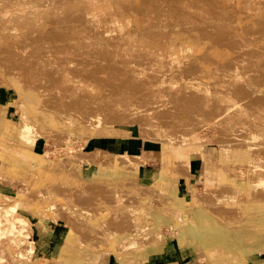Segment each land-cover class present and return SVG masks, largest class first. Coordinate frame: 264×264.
Listing matches in <instances>:
<instances>
[{
    "label": "rangeland",
    "instance_id": "374dc122",
    "mask_svg": "<svg viewBox=\"0 0 264 264\" xmlns=\"http://www.w3.org/2000/svg\"><path fill=\"white\" fill-rule=\"evenodd\" d=\"M73 1L74 0H0V95L9 89L14 90V92L21 90L23 92L28 91L31 93V95L34 94L36 97V101L33 103V107L37 108V111L34 112L40 117H30V115H33V110L29 109V119L25 120L23 118H20V110L17 104L13 103L12 105H7L9 107L8 112L11 113L10 117L13 120L5 118L3 119V123L2 121L0 122L1 127L3 125L7 126L9 131L12 133L6 139L10 142L11 146L15 147L16 152H21L22 154H24L25 152L30 153V155H32L31 161L33 162V165H37V162H41L42 157L45 156L47 158L46 164L52 166V160L57 157L61 161L65 162V166L71 167L72 169L71 161L73 160V158H76L78 151V153H90L91 155L93 153H96V151H99V155L102 157V159H105L104 155L106 153L112 157H114L119 152H129L131 154L135 153V151L138 149V145L140 146L142 143H145L154 145V148L156 149V151H158L156 153L158 159L155 160L156 163L154 165L157 169H161L163 167V147H165L163 144L164 141L144 139V137L141 136L139 126L137 125L132 126L121 124L120 127L124 128L125 133L114 136H91L89 134L88 136L86 135L87 133L81 134L80 136V134L78 135V133L74 130L77 134H75L74 131H72L71 133H67L68 135L62 134L61 141H59V138L61 136L57 134V132L60 131L59 128H56L59 129L57 132H54L55 128L53 132L51 131L52 128H49L48 130H45V128H43L36 134L37 142L34 148L37 149V151L39 152L38 154L34 153L33 149H30L23 144H17L16 138H13L14 135L16 137L14 129L16 127H19V125L23 124L24 122H36V124H38L39 126H43L46 125V116L51 115V117H58L60 119L68 114V108L70 107V105H76L79 100L84 103V100L87 97L90 100V92L92 89H94V83L97 80H100L104 83L100 85L99 89H95L97 91L93 93L96 95L100 94V98L96 100L98 102L104 103L103 99H107V101L105 102L109 103L113 99V94L109 93V84L111 82H118L120 80L124 81L126 76H129L128 80L126 81H129L134 77L133 74L139 72H156L159 73V75L155 77H144L143 75H140V77H138L137 79L138 82L136 83V85H138V88H133L134 90L132 91L133 94L136 95L140 93L139 87H146L153 90V85H158L161 83L164 84V88H159V98L153 100L152 102H147L144 105L146 106V108L144 109V114L149 118L150 121L157 122L156 126L158 128L159 126H166L168 129H173L174 136L177 138L189 134L195 135V138L189 139L190 142L185 145H190V147L194 149L191 154L192 157L196 155L199 156L195 152H200L201 150H205V153H214L216 155V158L213 160H211V158L206 155V163L207 166H210L212 169L215 168V170H217L219 168L222 177L220 176L221 179L218 180V184H215L216 180L214 178L213 182L210 185H207L208 181L206 180V183H204L202 177H199V180H202V182L194 183L193 179H195L196 176L191 171V165L187 162L186 164L180 163L178 162V160H171L172 166L170 167V173L173 176L177 177L179 183L184 182L185 180H192L190 190L194 188L202 195H205V197H208L207 199H210L208 201L209 203L205 202L206 205L204 204V206L199 209H216L214 213H218H215V215L218 216L220 221L226 220L222 219L221 216H226L227 214H236L237 211L241 212V214L243 215L238 213L230 221L227 220L229 221L228 223H238L239 221H241L243 216L247 215V213L251 214V212H254L256 213L254 215L255 217L259 215V213H261L259 209H264V187L257 189V191H254L255 193L252 192L254 193L253 197L250 194L245 199L241 198L235 199L233 201L220 200L218 198V195L216 194V188L220 186L219 184L222 180H228L234 186L242 187L251 178H259L264 175V167L257 166L258 164L264 165V25L252 24L250 22H236L232 24L230 23L231 18L229 17L230 11H228L229 13L227 14V10L229 8V10H232L233 5L236 6L239 14H248L249 12H251L250 9L252 8L256 11V9H258V5L252 2L253 5L256 6H250L252 3H248L247 0H244V4H241L242 2H240L239 0H221V6L223 8L219 9L218 7H215L210 3L213 2L212 0H190L188 6L189 8L194 10L191 14L192 20L190 19V23L188 22V24H183L182 21L184 19L181 17H183L184 15L182 16L179 14L181 16L180 20L182 19L181 22L183 25H179L181 22L176 23V21H174L176 24L173 22L172 25L170 22L171 26L168 23V26H166L167 24L165 23L166 25H164V21L167 19L166 21L168 22V20L170 19L169 17L165 18L164 20V17H168L166 16V13L162 19V21L164 20L163 25L159 26L160 22H158L159 24H157V26L155 23L157 20L159 21V19H156L155 23H151V25L156 26H151L150 28V23L146 24V22H150L151 19L154 20V18H156L155 15H157L159 8H161L159 10H163V7V11L166 12V7H164L163 5L166 3L167 5L165 4V6H168V3L170 2L169 0H164L165 3H162L163 5L161 4L162 7H160L159 5V8L158 6L156 7L157 9H155L156 5L154 6L157 0H151V7H149V5L146 6V4L144 3L140 4L141 0H138L137 7H140L141 11L139 10V8H134L135 10H133L131 6L124 4L126 9L129 6L128 10L130 11H127L123 9L122 4H118L119 0H103L101 3L104 4L105 10H111V12H113L114 8H117L119 6L121 8V12H124L125 15H128L130 18H134L137 21L132 19L130 23H128L124 20L119 19L121 20L120 22L123 26V29L115 30L116 25L113 26L115 23L112 21L115 19V17L111 19L114 14L110 13V16L107 15V21L104 20L102 23L105 28V32H107V30H110L109 27H113L109 32H107L108 34L104 32L103 39L93 40L92 38V40H86V38H81V40H79L80 44L79 46H77L78 44H73L72 42H76L78 39L76 40L70 35L75 32V27L72 26L75 25L77 28V24H81V26L84 24L83 20H81V17L84 14L81 13L83 10L81 6H85L83 4V1H86L89 4L88 6H91V8L97 9L100 6L101 0ZM144 1L145 0H142V2ZM148 2L150 1L148 0ZM148 2L146 1L147 4ZM229 2L233 5H231ZM152 4L154 7H152ZM240 4L245 8L246 5L250 4L249 7H247L248 9H250H247L248 11H244L242 10V6V9L239 8ZM142 5H144L145 9H147L146 7H149L151 9V14L153 8L154 14L152 15L154 16H149L150 12H147V15L146 11L148 10H145L144 7L142 8ZM260 5L261 4H259V6ZM71 6L73 9L70 8ZM169 7L170 5L168 6V8ZM225 7H227V9ZM260 7L261 10L263 9L262 11H264V4H262ZM75 8L77 10L78 8L79 10L81 9L80 11H77L79 14L72 11ZM136 10L138 12L140 11L142 14L143 12H145L144 16L151 17V19L148 21V17H143L142 14L140 12L138 13ZM262 11H256L255 14H264V12ZM70 12L75 14V17H77L78 21L68 20V18H70L69 14L71 15ZM141 16L143 17V19ZM162 16L160 17L162 18ZM178 16L177 18L171 19L176 20L178 19ZM78 17H80V19ZM185 19L187 20V18ZM97 21L98 20L94 21L95 27L96 24H99L100 26V21L98 23ZM71 22H73V24ZM141 22H144L145 24ZM110 23L114 24L111 25ZM108 25L111 26L107 28ZM138 25H140V27ZM184 25L186 27L188 26L187 29L190 25L193 26V28L187 30ZM202 25L208 26V28H210L209 26L214 25L220 26L221 28L219 29V31L221 33H233L237 35L234 36L235 40L228 37L232 34L226 35L228 37L226 39L220 37L213 39L206 38L203 37V35L200 34L198 28H196V26L202 27ZM99 26L97 28H99ZM142 26H144L146 29H143ZM181 26H183L184 28L182 27L181 29ZM173 27H175V31L173 30ZM208 28L207 32L209 31ZM60 29L62 31V34L64 33L63 36L59 35V33L61 32ZM80 29L77 28L76 31H80ZM113 29L119 33H114V31H112ZM157 30H161V32H158ZM252 30L256 33V36L253 38L256 40L258 39V42L255 43V45L259 44L260 49L255 51L254 54L248 59L250 60L249 65L247 68H244L241 58L235 57V55H238L237 53H239V56L241 54H244L242 52L244 49L241 47V51L237 52L236 54L230 53L229 51L233 47L234 43H236L238 47L242 46L240 43L246 42V36ZM141 31H146V33L142 35ZM166 31H168V33L170 34L168 35ZM204 31L203 33H205ZM68 33H70L69 36ZM160 33H162V35H164L165 33L167 34H165L164 37L161 36ZM198 33L200 36L198 35ZM127 34L131 36H129L128 38L126 36ZM157 34L159 36L152 37L156 36ZM167 35L169 37H167ZM113 36H116V38ZM124 36H126V39L128 40L127 42L124 40L125 38L122 39V37ZM68 40L70 41V44H68ZM83 40L86 42H84ZM104 40L105 42H103ZM123 41H125L124 46ZM253 42L254 41H251V44ZM81 44H83L82 47L84 46L85 51L82 48L80 49ZM125 45L126 49H124ZM69 46L72 48L75 47V50L79 48L78 51H80L81 53L83 51L82 54H85V56H90V51L92 50L91 48H93V51L96 50L97 53L96 51H91V55L93 53L94 55L96 54L97 57H100V62L104 61L108 64L93 67L95 69V71H93V74H89L87 72L84 73L83 68L73 65V61L75 59L82 60V58H84L85 56L83 57L80 52L78 54H75L74 49L72 51L73 53H71L70 50H72V48H68ZM94 47H96L95 50ZM115 47L117 48V50ZM6 48H11V50L5 51ZM120 48L124 50H120ZM84 52H87V55ZM117 54H120V56H117ZM94 55H92L91 57L94 58L96 56ZM241 56L243 59L244 56ZM101 59L103 61H101ZM119 60H121V62L124 64L130 65V73L127 74V70L122 66L115 65ZM143 66H146V70L142 69ZM84 69L87 70L86 67H84ZM117 70L122 71L120 76L116 75ZM145 83L152 85L147 86ZM158 87H161V85H158ZM217 112H220V114H216ZM162 122L168 124L163 125L161 124ZM229 123L231 124L229 125ZM227 125L229 126V129L227 128L228 130L227 132H225V134L233 133L232 131L234 130V132H239V134L242 135V131H244V129H256L258 131V136L260 135L257 143H259L260 141V144L263 145L261 146L259 144L257 146L250 147L249 145H247L248 141L250 140H247V142H243V139L239 138L237 135L232 136L226 140H220V136L222 134V132H220V129L226 128ZM190 131H193V133H189ZM4 133V135L7 134L6 131ZM67 136L69 137V139L71 137L72 138L66 142L65 139L67 138ZM178 140L179 143L185 144V142L180 141V139ZM11 141L13 142V144ZM222 141H224L225 143ZM240 141L242 144L238 145V142ZM126 143H133L134 147H127ZM227 143L229 144L230 157H227V161L223 164V162L221 163V161L223 160L222 145ZM245 153L251 156L252 160L256 164L250 165L245 161H242V159H246ZM79 167L82 169L84 177L88 180H91L90 176H93L94 174L99 177L113 176V167L106 161H101L93 165H87L83 163ZM101 168L110 169L111 172H106ZM101 171L105 173H102ZM41 179L43 178L39 176H2L0 177V190L9 194H14L16 190L18 192L26 194V200H28V202L25 203V205H30V203L34 201L43 204L46 203L48 205L49 199L52 196L55 202L54 209L49 212L44 211V217L47 218V220L49 221L47 223H49L50 226L58 224L59 226H61L60 230L65 231L67 227L62 219L70 220L71 218L76 216V210L71 211L68 205L70 203L68 194L64 196L65 201L58 200L57 195L61 194L62 190L60 187L64 186L69 190L72 186L71 184H69V182L59 181L57 179H48L47 181ZM77 179L73 182H76ZM133 181L135 184L138 180ZM139 181L143 186H138V188L136 189L131 188L132 182H129V180L123 179L120 181L121 183L119 187L123 184V188L125 190V196H122V198L125 199L124 201L126 203H123L122 201L123 204H116L117 200H119L118 202H120L121 199H114L116 197H114V195H112V197H114L113 202L111 196H99V198L95 199L94 201V196L92 195V201L86 202L83 199H79L81 192L76 193L72 197L71 201L75 199L76 202H78L81 212V215L78 214L79 218H81V226L77 237L79 246L88 249L85 243H82L84 240H88L91 245H94L95 241L98 238L96 236H100L101 238H103L102 236L106 235L109 223L115 224V222L117 221L118 225L120 226L121 223H123L124 225L126 222H131L129 218L131 216L126 214L125 208H123V206L127 208L128 206L126 204H128L129 202L130 206L132 205V202L135 203L138 202V200L141 201L142 199L148 201L146 202V204L147 210L150 212V215L153 218L155 216L160 218L162 222L160 229H158L160 234L157 233L158 230H155V232H151V230L143 231H148L147 233H144L146 234L145 237L148 238L147 241L152 239L151 241H153L155 245L150 244L148 246V250L143 252L142 256L139 257L143 258V262H134L133 264L158 263L157 259L159 257L155 258V256L161 253L163 251V248L164 252L169 250V246L165 247L164 245L165 240H170L172 244L173 242L176 244L175 234L177 229L180 228L175 226V224H172L170 221V214L165 213L163 211V208V210L161 211L160 206H158V199L160 200L161 198L162 190L156 187L151 188L154 186L155 182L146 184L141 180ZM209 190L212 194L209 193ZM43 191L47 192L45 193L46 195L42 193ZM191 193H193V190H191ZM191 193H188L185 197L181 198L187 199L191 196ZM33 194H36L37 197H33ZM214 195H217V197H215ZM129 196L132 199L134 197L136 199H133L132 201V199L130 198L129 200L131 201L127 203V199L129 198ZM212 198L214 199V202L216 200L218 201V199L222 202L220 203L218 201L219 205H216V203L213 202L216 206L214 204L211 205L212 202L210 203V201L212 200ZM246 204L252 207L248 208L246 207ZM106 205H112L116 208H112V212L110 213V215L108 213L102 215V219L106 218L109 215L106 223H102L99 220L101 218L100 216L95 217L94 214L89 215L87 211L84 212V209L88 208L94 211L101 210L106 207ZM155 206H158L159 209ZM122 208L123 213L121 212ZM238 208H240L241 210H239ZM21 210L22 209H20V211ZM221 211L224 213L219 217V213ZM21 213L26 215L34 223V232L32 238L35 239L36 233L44 228L40 225H37L38 218H36L35 216L31 215L30 213H26L25 210H22ZM182 217L186 220V223L192 221V218L189 217L187 213L182 214ZM96 218L99 219L96 220ZM88 222L95 224V226H89ZM50 226L48 230H44H47L50 233ZM262 228L263 227L260 223H254L253 221L251 224H245L243 226V232L244 235L245 231L248 234L255 232V236H258V233L262 231ZM100 233L105 235H102ZM127 233L128 231L126 232V234ZM152 234H158L159 236L157 235L158 237H154ZM151 235L154 237V239L149 237ZM263 240L264 237L258 239H250V241L254 242H260ZM2 244L5 247L2 255L6 256V258L1 260L0 264H23L18 254L20 248H24L25 252H31L30 255H34V257H37V255L38 257H40V255L53 257L57 254L47 252L43 253L41 251H39L38 253L35 248L30 249L28 248L29 245H25V243L16 244L9 242V239L7 237L2 238ZM174 246L175 245L173 244L172 247ZM196 249L198 248L194 244H188L185 248H183V250L190 251V253L192 254H194L193 250ZM128 251L137 253L138 250L131 246L130 248H128ZM251 253L252 250L246 252V255H252ZM196 255H198V258L196 260L197 264H225L224 261L215 262L209 256H207L208 254L204 251L203 253L200 251ZM256 255L260 258V260L256 261L255 264H264V250H256ZM26 256L27 255H25V257ZM105 258H107V256H103L99 260L98 264H104L106 262L104 260ZM102 259L104 261H102ZM106 260L107 262H109V264H111L112 257L109 256ZM130 261L133 260L131 259Z\"/></svg>",
    "mask_w": 264,
    "mask_h": 264
},
{
    "label": "bare ground",
    "instance_id": "6f19581e",
    "mask_svg": "<svg viewBox=\"0 0 264 264\" xmlns=\"http://www.w3.org/2000/svg\"><path fill=\"white\" fill-rule=\"evenodd\" d=\"M76 1H78V0H76ZM102 1L103 0L100 1V6L97 9L91 8V6H88L89 4L86 1H83V4L85 6L84 7L81 6V8H83L81 13L82 14L84 13V14L83 15L80 14V15H82V17L81 16L80 17H81V20H83L84 24L82 26H81V24H77L79 27L81 26L80 27L81 29L77 26V28L80 29L81 33H80V31H76L77 28L75 25L72 26V27H75V32L71 35H70V33H68V36L70 35L72 38H75L76 40L78 39L76 41L77 43L72 42L73 44L75 43V44H78L77 46H79V44H80L79 40H81V38H84V39L86 38V40L87 39L92 40V38H93V40L94 39H103L104 38L103 33L105 32V28H104L102 23L104 20L107 21V15L110 16V13L114 14V16L111 19H113L115 17V19L112 20L115 24L113 23L114 24L113 25L110 23L113 26L116 25L115 30H117V29L122 30L123 29V26L120 22L121 20H124L125 22L130 23V21L132 19H134V18H130L128 15H125L124 12H121V8L119 6L117 8H114L113 12H111V10L110 11L105 10L104 4L101 3ZM146 1L148 2V0H145L144 2H142V0H141L140 4L144 3V4H146V6L149 5V7H151V0H149L150 2H148V4L146 3ZM159 1L157 0L156 4H154V6L156 5L155 9H157L156 8L157 6L159 8V5H160V7H162L161 4L165 3L164 0H159ZM169 1H170L169 2L170 4L168 3V6L170 5V7H169L170 9L168 8V6H165L166 3L164 5L162 4L164 7H166V12L163 11L164 10L163 7H162L163 10H159V9H161V8H159L157 15H155L156 18H154V20L151 19V17L154 16V15H152V14H154L153 8H152V14H151V9L149 7H146L147 9H145L144 5H142V8L144 7L145 10H148V11H146V14L148 15V13L150 12L149 16L152 15L151 17L144 16L145 12H143V14H142L140 12L141 11L140 7H137L138 6V0H119L118 4H120V5L122 4L123 9H125L127 11H130V10H128L129 6H131L133 10L139 8V10H140L139 12L142 14L143 17H145V18L148 17L149 18L148 21L151 19L150 22L145 21L146 24L150 23L149 24L150 28H151V26H153V25H151V23L152 24L155 23L156 19H159V21L157 20L155 24L157 25V24H159L158 22H160L159 26L163 25V21L165 20V18H169V17H170V19L168 20V22L166 21L167 19L164 21V25H166L167 23L170 24V22L173 25L174 21H176V23L177 22L179 23L182 21V19L180 20V17H181L180 15H182V16L184 15L183 17H181L185 20V22H184V20L182 21L183 24H185V23L188 24V22L190 23V21L192 20L191 14L194 11L191 8H189V6H188L190 3V0H173V1L169 0ZM212 1L213 2H210V3L213 6L218 7L219 9L223 8L221 6V4H222L221 0H212ZM239 1L242 2L241 4L245 3L244 0L243 1L239 0ZM247 1H248V3L253 2V3H256L258 5L257 6L258 9H256L257 12H260L263 10V9L261 10L260 6L262 4H264V0H247ZM247 1H246V3H247ZM253 3L251 5L250 4L246 5V8L240 4L239 8L242 9V7H243L242 10L245 11L248 9L247 7H249V5L252 6ZM124 4L129 5L127 9L125 8ZM259 4H261V5L259 6ZM231 5H233V4H231ZM154 6L152 4V7H154ZM253 6H256V5H253ZM70 8H72V6ZM225 8L227 9V7H225ZM229 9L227 10V14L229 13L228 11H230L229 17L231 18L230 23H232V24L236 23V22H250L252 24L264 25V14H259V15L255 14L256 11L253 10V8L252 9L249 8L251 12H249L248 14H239L236 6H234V5H233L232 10H229ZM80 10H79V8H78V10L75 8L72 11L74 13H76L77 11H80ZM258 10H260V11H258ZM252 11H255V12H252ZM262 12H264V11H262ZM70 13H71V15L69 14L70 18H68V20L69 21L70 20L71 21L72 20L78 21L77 17H75V14L72 12H70ZM77 14H79V13L77 12ZM131 14H132V12H131ZM165 14L168 17H164ZM160 16H162V18ZM177 16H178L179 20L178 19H176V20L171 19V18H173V19L177 18ZM80 17H78V18L80 19ZM143 17H142V19H143ZM163 17H164V20L162 21ZM160 18H161V21H160ZM185 18H187V20ZM119 19H121V20H119ZM142 19H141V21H142ZM96 20H98L97 23L100 21V26H99V24H96V27H95L94 21H96ZM109 20H110V17H109ZM134 20H136V19H134ZM152 21H154V22H152ZM182 22L179 25H183ZM71 23L73 24V22H71ZM81 23H82V21H81ZM141 23L145 24L144 22H141ZM168 24L166 26H168ZM171 24H170V26H171ZM97 25L99 26V28H97L98 27ZM111 25H108L107 28ZM149 25H146V26H149ZM156 25H154V26H156ZM138 26L140 27V25H138ZM199 26H196V28H198V30L200 31V34H202L203 37H206V38L213 39V38H219L220 37V38L226 39L229 37L230 39L233 38V40H235L234 36L237 35V34H233V33H228V34L227 33H221L219 31V29L221 27L216 26V25L209 26L210 28H208V26H203V25H202V27H199ZM142 27H143V29L145 28L144 26H142ZM182 27L183 26H181L180 28L182 29ZM187 27L185 26L186 29H187ZM206 27L209 30L208 32H207ZM107 28H106V30H107ZM109 28L111 30L113 27H109ZM174 28L175 27H173V30H174ZM190 28H193V26L190 25L188 29H190ZM199 28H201L202 30ZM203 29L206 31H204ZM110 30H107V32H109ZM115 30L113 29L112 31H114V33H115V32H117ZM168 30H169V27H168ZM253 30L247 34L246 42L240 43L242 46L238 47L237 44L234 43L233 47L229 51L230 53L236 54L237 52L241 51V47L244 49L242 51L244 54H241L244 56L243 59H242L241 55L239 56V53H237L238 55H235V57L241 58L244 68H247L249 65L250 60H248V59L254 54L255 51L260 49L259 44L255 45V43L258 42V39L256 40L253 38L256 36L255 35L256 33ZM60 31H61V29H60ZM70 31H73V30H70ZM203 31L205 33H203ZM107 32H105V33H107ZM158 32H161V30ZM163 32H164V30H163ZM166 32L168 33V31H166ZM58 33H59V30H58ZM118 33L119 32H117V34ZM145 33H146V31L145 32L141 31L142 35H144ZM167 33H165V34H167ZM61 34H62V31L59 33V35L63 36V34H64V33L62 35ZM165 34L162 35V33H160V35L164 36V37H165ZM169 34L170 33H168V35ZM230 34H232V35H230ZM168 35H167V37H169ZM198 35H199V33H198ZM226 35H230V36L227 37ZM126 36L129 38V36H131V35L127 34ZM126 36L122 37V39L125 38L124 40L127 42L128 40L126 39ZM157 36H159V35L157 34L156 36H152V37H157ZM193 36H195V35H193ZM239 36H240V34H239ZM113 37L116 38V36H113ZM66 38H67V36H66ZM118 39H120V38H118ZM69 40H68V44H70ZM125 41H123L124 42L123 46L125 44ZM251 41H254L252 43L253 45L251 44ZM84 42H86V41H84ZM103 42H105V40ZM119 42H120V40H119ZM83 44H81L80 49L81 48L84 49V46L82 47ZM126 45H125L124 49H126ZM70 46L68 48L71 49L72 47H70ZM95 48L96 47H94V50H95ZM101 48H102V46H101ZM73 49H74L75 54H78L80 52V51H78L79 48L75 50V47H74V48H72V50H70L71 53H73L72 52ZM91 49H92L91 50L92 52L96 51V50L93 51V48H91ZM121 49L122 48H120V50ZM124 49H122V50H124ZM127 49H128V47H127ZM10 50H11V48H6L5 51H10ZM87 50H88V46H87ZM116 50H117V48H116ZM84 51H85V49H84ZM91 51H90V56L89 55L85 56V54L83 55L82 54L83 51H82V53L80 52V54H82L83 57L84 56L85 57L82 58V60L75 59L73 61V65L83 68L84 73L87 72L89 74H93L94 73L93 71H95V69L93 67H98V66H101L104 64H108L107 62H104L102 60L103 58L101 59V61H103L104 63L100 62V60H99L100 57H97L96 54H95L96 55L95 56L94 53L92 55H94L95 57L94 58L91 57L92 56ZM84 53H86V55H87V52H84ZM96 53H97V51H96ZM122 53H123V51H122ZM102 54H103V52H102ZM108 54H107V56H108ZM117 56H120V54L119 55L117 54ZM119 62H121V60L117 61V64H115V62H114V64L117 66H122L123 68H125L127 70V74L130 73V68H129L130 65L124 64L122 62L119 63ZM84 67H86L87 70H85ZM142 69L146 70V66H143ZM147 69H148V67H147ZM247 71H248V69H247ZM121 73H122L121 70L116 71V75H118V76H120ZM133 75H134V77L132 79H130L132 81H130V80L126 81V80H128V77H129V76H126L124 81L120 80L118 82H111L109 84V86H110V92L109 93L113 94L112 95L113 99L111 102H109V103L105 102V101H107V99H103L104 103L98 102L96 100V99L100 98L99 97L100 94L96 95L93 93L95 91H97L95 89H99L100 85L104 83L100 80H97L94 83V89H92L90 92V96H89V97H91L90 100L87 97V98H85L84 103L79 100V102L76 105H70V107L68 108V114L66 116L60 118V119L58 117H56V118L51 117V115L46 116V125L39 126L38 124H36V122H34V123L24 122L23 124H20L19 127H16L14 129L16 137L14 135L13 138L14 139L16 138L17 144H23V145L27 146L28 148L33 149V147L35 146V144L37 142L36 134H37V132H40L41 129H43V128H45V130L52 128L51 129L52 132H53L54 128H55L54 132H57L60 129L61 132L60 131L57 132V134H59L60 136L62 134L68 135L67 133H69V132L71 133L74 130L78 133V135L80 134V136H81V134H85V133H87L86 135L89 134L91 136H101V135H104V136L113 135L114 136V135H121V134L125 133L124 128L120 127L121 124H125V125L127 124V125H132V126L137 125V126H139L141 136L144 137V139H149V140H154V141L155 140H163L164 141L163 144L165 147H163L164 149L163 148L162 149L165 153L164 154V163L165 164H168L169 162H171V160H176V161L178 160V162H180V163L186 164V162H187L188 164L191 165L192 164L191 163L192 162V160H191L192 155L191 154H192V151L194 149L192 147H190V145H187V146H185V145L188 142H190L189 139L195 138V135L189 134V135H184L183 137L177 138L174 136V130L173 129H171V128L168 129L166 126H159V128H158L156 126L157 122L150 121L149 118L146 117V115L144 114V109L146 108V106H144V105L147 102H152L153 100L159 98V96H160L159 88H164L165 87V86L163 87L164 84L163 83L158 84V85H161V87H158V85H153L152 86V87H154L153 90L146 88V87L145 88L139 87L140 93L136 94V95L133 94V92H132L134 90L133 88L136 89V87L138 86V85H136V83L138 82L137 79H138V77H140V75H143L144 77H146V76L155 77V76L159 75V73H156V72L150 73V71H147V72L135 73ZM145 84L147 86L152 85V84H148V83H145ZM145 84H143V85H145ZM155 86H157V87H155ZM35 99H36L35 95L34 94L31 95V93L28 91L23 92L20 90V91L14 92V90H11V89L6 90L5 92H3L0 95V104H5L3 106H0V121H2V123H3V119L6 118L4 115H6L5 112L7 109V105H10V104L12 105L13 103L17 104V106L20 110V116H21L20 118H23L25 120L29 119L28 118L29 109L33 110V115H30V117L40 118L34 112V111H37V108L33 107V103L36 101ZM13 100H15V101H13ZM62 105H63V103H62ZM216 114H220V112H217ZM161 124L167 125L168 123L162 122ZM230 124L231 123H229V125ZM3 127H5V125H3L1 127L2 133L5 132V130H3ZM56 128H59V129H56ZM227 128L229 129L228 125L226 128L220 129V132H222V134L220 136V140H226L232 136L237 135L239 138L243 139V142H247V140H250V141H248V144H247L250 147L257 146L260 144V141H259V143H257L259 138H260L259 137L260 135L258 136V131L254 128L244 129V131H242V135L239 134V132H234V130L232 131L233 133H228V134L226 133L225 134V132H227V130H228ZM1 130H0V132H1ZM259 130H260V128H259ZM75 131H74V133H75ZM77 133H75V134H77ZM189 133H193V131H190ZM59 135H58V137H59ZM38 138H39V136H38ZM61 138H62V136L59 138L60 139L59 141H61ZM67 138L65 139L66 142L68 140H70L72 137L69 139V137L67 136ZM63 139H64V137H63ZM178 139H180V141L185 142V144L179 143ZM263 139H264V136H263ZM222 142H224V141H222ZM12 144H13V142H12ZM241 144H242L241 141L238 142V145H241ZM260 145L262 146L263 144H260ZM222 146H223V148H222L223 149V152H222L223 153V156H222L223 160L221 161V163L223 162V164H224L227 161V157L228 158L230 157V155H229V144L228 143L223 144ZM19 150H21V149H19ZM78 152H77L76 158H73V160L71 161L72 169H71V167L65 166V162L61 161L57 157H55L52 160V163H53L52 166H49L46 164L47 158L45 156L42 157L41 162H37L38 164L35 163L37 165H33V162L31 161L32 155H30V153L25 152L24 154H22L21 152H16L15 147L11 146L10 142L8 140L0 138V177H2V176L12 177L15 175H22L24 177L39 176V177H42L43 179H41V180H44V181H47L48 179H57L59 181L69 182V184H71V186H72L69 190L66 189L64 186L60 187L62 190L61 194L57 195L58 200L65 201L64 196L66 194H68V198L70 201V203L68 205H69L71 211L76 210V216H74L70 220L69 219H62L65 222L67 230H68L67 235L65 237V242L62 244V246L59 249V251L57 252L56 256H53V257H46L43 255H40V257H38V255H37V257H34V255L33 256L30 255L31 252H25L24 248H20L18 251V254H19L23 264H98L99 263L98 259L100 258L101 254L103 252L108 253V255L111 256L112 259L115 261V264H129L131 262L130 261L131 259L133 260L132 261L133 263L134 262H136V263L141 262L143 260V258H139V257L142 256L143 252L148 250V246L150 244L155 245L153 243V241H151L152 239L147 241L148 238L145 237L146 234H144V233H147L149 230H151V232L152 231L155 232V230L160 229L161 222H162V220L160 218H158L156 216L153 218L150 215V212L147 210V204H146V202H148V201L143 200V199L141 201L138 200V202H135V203L132 202L131 203L132 205L129 206V204H130L129 201H131V200H129L131 198L129 196V198L127 199L128 201L126 200L127 203L129 202L128 204H126L128 207L126 208L123 206V208H125L126 214L131 216V217H129L131 222H126L124 225H123V223H121L120 226L118 225L117 221L115 222V224L109 223V227H108L106 235L103 234V235H105V236H102L103 238H101L99 236L97 238L96 244L91 245L88 242V240H84L85 242L84 241L82 242V243H85V245L87 246L88 249L79 246V242L77 240V237H78L80 226H81V218H79V215H81V212L79 209L78 202H76L75 199H73L71 201L72 197L76 193L81 192L80 193V195H81V194H84L86 192L89 195H92L95 197H99L101 195L112 197V195H114V197L115 196L116 197L115 198L112 197V202H113V198L114 199H121L120 202H118L119 200H117L116 204H123L125 202L124 201L125 199H123L122 196H125V190L123 188V184H122V186L119 187V185L121 183L120 181L123 179L129 180V182L130 181L132 182V180H135V181L137 180V172H138V167L140 164L139 157L135 156V155H130L127 152L119 153L116 157V160H115V164H116V170H115V174H114L115 179L111 180V181H106V182L102 181L100 183H95L94 180L89 181V180H86L83 178V171L79 166L83 163L89 165V164H94V163H97L100 161H105V159L108 157H106L105 159L104 158L102 159L99 155L100 154L99 151H96V153H93L95 155H93V154L91 155L90 153L88 154V153H81V152L78 153ZM195 153H197L199 156H201V153L199 151H197ZM245 156H246V159H242V161H245L247 164H250V165L256 164L252 160L251 156H249L246 153H245ZM106 160H108L110 162L113 161V159H111V158H108ZM62 164H64V165H62ZM76 166H78V167H76ZM257 166L264 167V165H260V164H258ZM76 179H77V181L73 182ZM213 179H214V177L209 172H207V181H208L207 185L208 184L210 185L213 182ZM136 182L137 183H135V184L134 183L131 184V188L136 189V188H138V186L142 185V184H140V182H138V181H136ZM219 185L220 186L218 188H216V194L218 195V198L220 200H224V201L225 200H230V201L232 200L233 201L235 199H241V198L245 199L250 194L253 197L254 196L253 194L255 193L254 191H257V189L264 187V175L259 177V178H251L242 187L234 186L228 180H225V181L222 180ZM167 186H168V180L165 179V187L167 188ZM151 188H153V187H151ZM178 188H179L178 187V179H176L174 184L172 185V187L170 189L168 188L170 194L169 195H161L160 200L158 199V204H159L158 206H160V210L162 211L164 209L163 211L165 213L170 214L171 223L175 224V226L180 228V229H177L176 234H175L177 246H179L180 248L183 249L188 244H198L202 248V250L208 254L207 256H209L215 262L224 261V260L230 261L233 259V261L235 263H238V264H249V262H247L245 260V257L243 256V254L241 252L240 253L239 252H236V253L231 252L229 244H231L232 241H235L238 238L236 237L235 234L229 233V231H228L229 226H231L232 224L228 223L229 221L225 220L226 218L224 215L221 216V214H223L224 212L221 211L222 213L221 212L219 213L220 214L219 217L221 216V218L224 219L225 221H220L218 216L215 215V213H217V212L214 213V211H216V209L215 210H211V208L210 209H206V208L199 209V208H202V206H204V204L206 205L205 202H208L210 200V199H207L208 197H205V195H202L201 193H199L196 189H194L192 187L193 189H191V190H193V193H191V196L187 199H182L178 195ZM146 190H147V188H146ZM155 191H154V193H155ZM135 192H137V191H135ZM252 192H254V193H252ZM42 193L45 194L47 192L43 191ZM145 193H147V192H145ZM209 193H211L210 190H209ZM217 195L216 196L214 195V196L217 197ZM34 196L37 197L36 194H33V197ZM26 199H27L26 194H23L22 192H18L17 190L14 194H9V193H6V192L0 190V261L3 260L4 258H6V256L2 255V252L5 250V247L2 244V238H4V237H7L9 239V242H11V243H16V244L25 243V245H29L28 248H30V249L35 248V250L39 253V250L36 248L35 241L32 238V235L34 232V228H33L34 223L27 216L22 214L21 213L22 210L20 211V209L21 208L25 209V210H27L28 213H30L31 215L38 218V225L41 224L44 229L48 230L50 225H49V223H47V222H49L47 220V218L44 217V211L49 212V211L53 210L54 206H55V202H54V198H52V196H51L49 199L48 205L46 203H44V204L38 203L37 201L30 203V205H25V203L28 202V200H26ZM133 199H136V198L134 197ZM133 199H132V201H133ZM219 199H218V201L221 203L222 201H220ZM122 201H123V203H122ZM216 201L214 202V199L212 198V200L210 201V203L212 202L211 205H213L214 203H216V205L217 204L219 205V202L217 201L218 202L217 203ZM156 203H157V200H156ZM158 206L157 207L155 206V207L159 209ZM121 207H122V205H121ZM246 207L249 208L252 206L246 204ZM112 208L114 209L115 206L106 205V207H104L101 210L94 211V210H91L88 208V209H84V212L87 211L89 215L94 214L95 217L100 216L101 218L100 219L96 218V220L99 219L102 223H106L110 213L112 212ZM123 208L121 209L122 213H123ZM238 209L241 210L240 208H238ZM259 211L261 212V213H259V214H261V217L258 218V222H264V209H259ZM107 213L109 215L106 218L102 219V215L107 214ZM184 213H187L188 216L192 218L191 222H189V223L185 222L186 220L182 217V214H184ZM237 213L241 214V212H238V211L236 212V214ZM255 214L256 213L251 212V214L247 213V215H245L243 217L249 218V216H251V215L254 216ZM241 215H243V214H241ZM241 215H240V217H241ZM88 225L93 226V227L95 226V224H92L91 222H88ZM127 225H128V227H127ZM181 226H184V227H181ZM144 230H148V231L143 232ZM127 231H128V233L126 234ZM157 233L160 234L159 230ZM152 235L149 237H151L153 239L155 236H157L156 234L153 235L154 237ZM156 238H155V241H156ZM39 246H41V245L39 244ZM131 246L138 250L137 253H132L131 251H128V248H130ZM25 255H27V256L25 257ZM27 257H30V258H27ZM157 257H159L157 259L158 261L156 260L157 262L164 259L163 256H161L159 254L157 256H155V258H157ZM256 261H258V260H254L251 263L254 264Z\"/></svg>",
    "mask_w": 264,
    "mask_h": 264
},
{
    "label": "crops",
    "instance_id": "0c3cea01",
    "mask_svg": "<svg viewBox=\"0 0 264 264\" xmlns=\"http://www.w3.org/2000/svg\"><path fill=\"white\" fill-rule=\"evenodd\" d=\"M0 106H3V104H0ZM8 109H9V107L7 106V109L5 112L6 115H4V116L9 120H13L10 117L11 113L8 112ZM0 130H1V122H0ZM3 130H5L7 132V134L4 135L5 133L4 132L2 133V130H1L0 138L7 140L6 138H8L9 135L12 133L9 131L7 126L3 127ZM126 146L130 147V148L134 147L133 143H126ZM33 151L36 154L39 153L37 151V149L34 147H33ZM119 151H120V149H119ZM157 152L158 151H156V149L154 148V145L142 143L140 146L138 145V149L135 151V153H132V154L129 152H127V153L130 155L138 156L140 159V164H139L138 172H137V180L138 181L141 180L143 183L145 182L146 184H149L150 182L151 183L155 182L153 188L156 187L158 189H161L162 190L161 195H169L170 194L169 189L172 187V185L174 184L177 177L173 176L170 173V167L172 166V163L169 162L168 164H165L164 163V156H163V167L161 169L156 168V166L154 164L156 163L155 160L158 159L156 156ZM119 153H122V152H119ZM119 153H117L114 157L110 156L107 153L104 155L105 158L108 157V158L113 159V161H111V162L106 160L108 158L105 159V161L108 164H111L113 167V176L112 177H99V176H96L94 174L93 176H90V179L94 180L95 183H100L102 181L106 182V181L114 180L115 179L114 174H115V170H116L115 160H116V157ZM200 153H201V156L196 155V156H193L191 158V160H192L191 171L196 176V178L193 179L194 183L195 182L196 183L202 182V180H199V177H202L204 180V183H206L207 172H209L215 178V180H216L215 184H218L219 183L218 180L221 179V177H222L220 169L216 168L217 170H215V168L212 169L210 166H207L206 159H205V157L207 155L208 157L211 158V160H213L216 158V155L212 152H210V153L206 152L205 153V150L204 151L201 150ZM163 154H165L164 151H163ZM94 164H96V163H94ZM90 165H93V164H90ZM101 169L106 171V172H111V170L107 169V168H101ZM102 173H105V172H102ZM83 178L88 180L87 178L84 177V175H83ZM165 179L168 180L167 188L165 187ZM91 180H89V181H91ZM191 181L185 180L184 182H180V183L178 181V187H179L178 188V195L180 197H185L188 193H191V190H190V185L192 183ZM132 183H134L133 180H132ZM98 198L99 197L94 196L93 200L95 201V199H98ZM79 199L80 200L83 199L86 202L92 201L91 195H89L86 192L84 194H81ZM22 210H25V209H22ZM25 211H26V213H28L27 210H25ZM237 214H227L225 216V218H226V220L230 221ZM259 217H261V214L257 215L256 217L255 216H249V218L248 217H242L241 221H239L236 224H232L231 226H229V230H228L229 233L235 234L236 237L238 238L237 240L232 241L231 244H229L231 252L232 253H236V252L240 253L241 252L243 254V256L245 257V260L247 262H249V264H252L251 262L254 260H260V258L256 255V250H262V249L264 250V240L260 241V242L250 241V239H253V238L258 239V238L264 237V222H258ZM253 221H254V223L257 222V223L261 224V226L263 227L262 231L260 233H258V236H255L256 235L255 232L248 234V233H246V231H245V235H244L243 226L245 224H251ZM37 223H38V221H37ZM39 225L42 226L41 224H39ZM60 227L61 226H59L58 224H55V225L50 226V233L47 230L45 231L44 229H41V231L36 233V236L34 239L36 248L43 253H46V252L47 253H57L59 251V249L61 248L62 244L65 242V237H66L67 231H68L67 229H65V231H62V230H60ZM127 227H128V225H127ZM175 231H176V229H175ZM100 234H102V233H100ZM96 237H99V236H96ZM96 243H97V240L95 241V244ZM39 244L41 246H39ZM173 244L175 245L174 247H172ZM173 244L170 242V240H167V239L165 240L164 245H165V247L169 246V250L164 252V248H163V251L161 250L162 252L159 253V255L163 256L164 259L160 260L158 263H155V264H197L196 260L198 258V255H196V254L200 251L203 253L202 248L198 244H194L198 248L196 250H193L194 254L190 253V251L183 250V249L179 248V246H176V244L174 242H173ZM192 249H194V248H192ZM251 250H252V253H251L252 255H246V252L251 251ZM103 256H107V258L109 257L108 253L103 252L101 254L100 258L98 259V262ZM107 258L104 259L106 261L104 264H109V262H107V260H106ZM104 260L102 259V261H104ZM224 263L225 264H238V263H235L233 261V259L230 261L224 260ZM111 264H115V261L113 259H112ZM129 264H133V262L131 261Z\"/></svg>",
    "mask_w": 264,
    "mask_h": 264
}]
</instances>
